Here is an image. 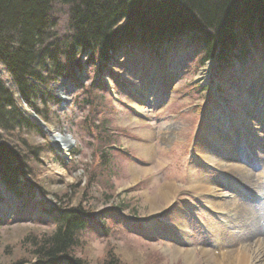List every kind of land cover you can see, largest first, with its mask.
<instances>
[{"label": "rangeland", "instance_id": "374dc122", "mask_svg": "<svg viewBox=\"0 0 264 264\" xmlns=\"http://www.w3.org/2000/svg\"><path fill=\"white\" fill-rule=\"evenodd\" d=\"M158 56L156 60L150 52L130 58L115 56V62L102 72L85 65L75 75L78 85L62 77L49 84L61 102L52 107L57 118L44 124L50 133L67 134L71 145L63 156L44 131L45 139L36 138L52 149L44 156L43 176L48 177L47 183L52 181L47 188L67 193L69 185L80 181V187H75V203L78 191L92 180L91 195L96 198L93 208L103 212L108 229L105 235L91 226L81 251L76 250L88 264H99L110 251L121 264H211L213 255L227 245L223 242L225 219L215 214L216 207L207 205L205 198L192 194L190 186L195 177L206 175L231 198L245 200L258 195L256 188H246L240 179L242 186L230 182L218 171L215 161H207L209 166L198 161L192 144L201 135L210 148L220 149L201 131L203 123L215 124L205 118V113L219 120L220 128L227 132L225 123L237 122L243 112L241 94L256 87L257 93L263 91L264 56L253 50L241 62L233 60L223 69L211 60L202 64L190 51L161 50ZM0 79L9 84V75L1 65ZM260 102L255 107L253 100L250 102L257 120L264 119ZM23 109L31 115L30 109ZM171 122L181 126V131L167 140L162 130ZM156 130L160 133L155 134ZM148 132H153L150 139L143 137ZM142 141L151 146L150 154L140 150ZM236 146L242 151L246 145L242 142ZM246 152H242V166L255 156L252 152L262 155L254 147ZM213 156L236 162L223 151ZM256 163L253 181L264 172V161ZM165 181H172L177 190L167 199L158 194ZM104 195L112 198L105 205ZM121 203L126 205L122 212L115 209ZM7 206L0 209V264L24 257L26 234L49 227L37 218L40 205L30 202L24 209ZM235 212L229 213L233 214L232 227L239 225Z\"/></svg>", "mask_w": 264, "mask_h": 264}, {"label": "trees", "instance_id": "16d2710c", "mask_svg": "<svg viewBox=\"0 0 264 264\" xmlns=\"http://www.w3.org/2000/svg\"><path fill=\"white\" fill-rule=\"evenodd\" d=\"M161 50L190 51L219 69L253 50L264 56V0H0V65L10 78L0 79V209L38 204L37 218L49 226L26 234V255L11 264H88L76 250L92 227L108 233L93 208L92 180L75 203L80 181L67 193L47 188L44 156L52 149L37 142L43 130L23 107L50 124L61 102L50 82L78 85L87 64L102 72L115 56L150 52L156 60ZM111 199L104 195L102 204ZM98 263L121 264L114 251Z\"/></svg>", "mask_w": 264, "mask_h": 264}, {"label": "bare ground", "instance_id": "6f19581e", "mask_svg": "<svg viewBox=\"0 0 264 264\" xmlns=\"http://www.w3.org/2000/svg\"><path fill=\"white\" fill-rule=\"evenodd\" d=\"M256 89L257 87L252 89L249 88L244 95L243 93L241 94L242 100L245 99L247 102L240 100L243 112L241 116L238 117L237 122L225 123L227 127H230V130L227 132L220 128L221 123L215 121L216 119L211 117L210 113H205V118L215 122L214 126L207 122L200 125L201 131L207 136L209 134L216 146L220 147V149L216 148L217 151L220 153L223 151L234 156L233 159L236 162H230L225 159L224 156L219 157V159L215 158L213 153L217 151H215L214 148H210L201 135H197L192 144L193 155L197 160L204 163L206 162L207 166L210 165L207 161H215V166L218 171L222 174L225 173V177L227 176L226 178L230 182H233V184L238 183L241 186L244 184L246 188H256L258 194L257 196L254 195L255 197L253 198H245V200L231 198L229 195H226V191H224L219 184L208 179L206 175H197V177H195V181L190 186L192 194L205 198V203L207 205L216 207L215 214L225 219L223 222V226L225 227L223 234L226 236L223 237V242L227 243V245L213 255L211 264H263L264 262V172L260 173L258 180L253 181L251 179L252 171L258 165L256 162L261 160L264 161V127L261 125V121L264 119L260 117L259 120H257V115L254 114L255 111L253 110V107L257 105V101H261V110L264 115V87L260 94L256 92ZM258 95L259 97H257ZM252 100L254 102L252 105L253 107H251L250 104ZM180 131L181 126L171 122L167 126H164L162 133L164 135L163 137L168 140L173 135L177 136ZM152 133L153 132H148L144 134L143 137L150 139ZM154 133H160V130H156ZM233 135L236 137L235 140H237L236 145L237 143H245L246 146L244 150L241 151L240 148L235 145V140L232 139ZM49 136L56 150L65 156L66 151L71 145L69 136L65 133L56 135L50 133ZM150 147L147 141H142L140 150L150 154ZM250 147L256 148L262 155L257 152H252L255 156L249 159L250 161L248 160L245 162L247 166H242L241 162L244 160L242 152L247 154L246 150L248 151ZM227 157L229 158L230 156L227 155ZM251 161H253L254 164ZM170 166L172 168L174 167L171 164ZM238 176L240 178H238ZM239 179L243 184H241ZM233 187L237 188L236 185ZM176 191V186L172 181L162 182L158 187V194L163 199H167L168 196L176 193ZM226 198L230 199L227 201L225 200ZM218 199L221 201L219 202ZM227 207L231 209L227 210ZM232 211H236L234 213V218L237 215L239 222V225H234L233 227L229 224L233 220L231 218L233 214H229ZM180 228H183V226ZM186 253L189 255L188 252Z\"/></svg>", "mask_w": 264, "mask_h": 264}, {"label": "water", "instance_id": "95a60500", "mask_svg": "<svg viewBox=\"0 0 264 264\" xmlns=\"http://www.w3.org/2000/svg\"><path fill=\"white\" fill-rule=\"evenodd\" d=\"M211 61H213L214 64H215V60H211ZM30 112H31V115H30V116H31L33 119H35V120L38 122L40 128H41L45 133H48V135H49L50 132H49L48 129L46 128L44 122H42L40 119H38L37 116H36L31 110H30Z\"/></svg>", "mask_w": 264, "mask_h": 264}]
</instances>
